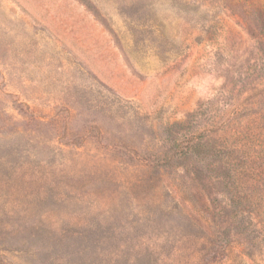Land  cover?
<instances>
[{
  "label": "rangeland",
  "instance_id": "1",
  "mask_svg": "<svg viewBox=\"0 0 264 264\" xmlns=\"http://www.w3.org/2000/svg\"><path fill=\"white\" fill-rule=\"evenodd\" d=\"M0 264H264V0H0Z\"/></svg>",
  "mask_w": 264,
  "mask_h": 264
},
{
  "label": "trees",
  "instance_id": "2",
  "mask_svg": "<svg viewBox=\"0 0 264 264\" xmlns=\"http://www.w3.org/2000/svg\"><path fill=\"white\" fill-rule=\"evenodd\" d=\"M202 142H198V143H194L191 147V149H187L183 152L182 155L179 156L178 159H184L185 157H187L189 155V153L193 152V151H197L200 147H202L203 145H201Z\"/></svg>",
  "mask_w": 264,
  "mask_h": 264
}]
</instances>
